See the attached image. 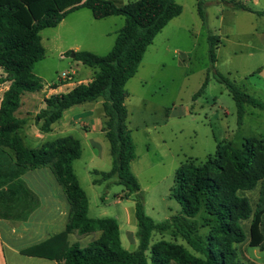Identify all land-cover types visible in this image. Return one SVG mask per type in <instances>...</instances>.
<instances>
[{
  "label": "trees",
  "instance_id": "obj_1",
  "mask_svg": "<svg viewBox=\"0 0 264 264\" xmlns=\"http://www.w3.org/2000/svg\"><path fill=\"white\" fill-rule=\"evenodd\" d=\"M234 10L252 12L241 3L224 1ZM199 13L204 19L202 2ZM89 9L95 19L109 16L125 17L113 50L106 56L91 52H68L86 67L96 70L92 82L81 84L69 93L45 99V108L36 116L41 131L49 133L64 112L78 105L104 99L105 132L110 143L113 167L108 172L93 170L99 178L94 185L109 182L126 189L123 199L134 196L135 218L139 244L131 251L123 246L120 226L113 218L89 217V199L75 173L74 163L82 156V146L73 137L58 138L39 149L25 146L19 135L23 120L18 111L26 93L44 89V81L33 68L46 51L41 33L56 28L71 12ZM183 7L176 0H132L118 4L111 0H0V68L10 82L0 106V202L9 214L27 202L30 193L22 176L32 170L49 168L63 188L70 205L66 231L38 246L22 251V255L56 261L59 264H244L237 246L247 239L252 248L264 251V139L245 138L240 148L231 142L219 143L215 154L204 163L188 160L176 173L170 197L182 206V213L158 223L146 213L141 186L132 171L137 159L136 146L129 128L126 106V86L133 79L155 38L175 18ZM258 14L264 15V12ZM210 57L217 62L220 40L209 37ZM224 84L237 106L238 123L242 124L246 107L264 109L258 101L222 75ZM205 82L200 92L205 90ZM258 189L253 203L246 193ZM19 197L20 203L17 202ZM205 213V225L198 219ZM250 221L249 235L244 222ZM207 227L204 238L200 230ZM175 230L192 251L175 242L160 240L152 244L155 232ZM100 237L81 247H67L68 235Z\"/></svg>",
  "mask_w": 264,
  "mask_h": 264
},
{
  "label": "rangeland",
  "instance_id": "obj_2",
  "mask_svg": "<svg viewBox=\"0 0 264 264\" xmlns=\"http://www.w3.org/2000/svg\"><path fill=\"white\" fill-rule=\"evenodd\" d=\"M199 1L204 19L199 13ZM224 1L244 3L246 0H176L183 7L182 16L155 38L137 75L126 86L129 128L137 154L132 171L141 186L146 213L158 223L182 213L181 204L170 197L182 164L188 160L204 163L208 156L215 154L219 143L231 142L240 148L245 138L260 135L264 138V109L247 106L244 125H239L236 103L217 77L222 75L264 103V15L233 11ZM250 7L264 11L263 2L259 6L251 3ZM87 13L91 15L89 10ZM53 29L41 33L45 42L55 31ZM210 36L222 41L220 50L216 51L215 64L210 57ZM64 57L60 60L56 53L47 54L35 64L34 74L41 75L44 83L46 80L53 82L75 62L68 53ZM206 81L205 90L200 92ZM33 94L36 100L29 104L27 99ZM44 95L43 91L26 93L22 99L26 111L39 108L40 98ZM82 118L88 122L89 117ZM75 136H82V131ZM83 146L75 170L91 201L90 216L116 219L121 226L123 246L134 251L139 244L137 223L127 224L126 228L124 225L127 214L134 217V196L123 199L127 191L120 185L93 184L96 178L92 175L93 170L108 172L113 167L110 143L106 140L104 147L94 150L86 143ZM97 154L100 156L95 157ZM246 196L255 206L258 189ZM205 217V213L198 217L202 225H205ZM243 225L249 235L250 221ZM207 229L200 230L201 238L206 236ZM98 237L99 233L81 237L74 234L69 242L87 247ZM160 240L181 244L192 251L173 229L155 232L152 244ZM237 249L244 264H264V251L250 247L248 239ZM9 261L14 264L11 254ZM21 264L56 262L21 257Z\"/></svg>",
  "mask_w": 264,
  "mask_h": 264
},
{
  "label": "crops",
  "instance_id": "obj_3",
  "mask_svg": "<svg viewBox=\"0 0 264 264\" xmlns=\"http://www.w3.org/2000/svg\"><path fill=\"white\" fill-rule=\"evenodd\" d=\"M111 1L118 4H127L132 0ZM261 2L264 3V0H246L241 4L251 9V13L258 14L262 11H255L250 5L253 3L255 6H259ZM230 9L233 11H243L234 10L233 8ZM87 10L89 9L80 8L71 12L53 29L55 31L46 39L47 42L42 38V44L45 48L46 55L49 53H56L59 59L63 60L65 54L68 52L86 51L99 56H106L113 50L118 34L125 25V17L109 16L103 19H95L92 12L89 10L91 12V15H89ZM181 16L173 19L162 32L174 25ZM162 32L160 34H162ZM221 43L222 41L219 43L218 51L220 50ZM70 57L74 59L72 55ZM80 64L82 63L75 61L70 64V70L63 72L56 80L53 82L45 81V87L42 90L45 92V95L40 98L41 105L35 111H26V103H22V108L18 111L19 118L23 120L19 135L23 139L26 147L39 149L46 143L63 137H73L79 140L82 151L84 143L92 150L104 147V142L108 139L105 132L106 118L103 109L104 99L102 98L95 102L78 105L65 111L62 118L54 124L52 131L49 133L42 132V123L36 121V116L40 113L41 109L45 108V99L55 94L69 93L81 84L87 85L92 82L96 72L87 71L81 67ZM35 75L41 79L43 78L39 74ZM6 76L3 69L0 68V106L5 92L10 87V82L5 81ZM35 100L34 94L27 99L29 104H32ZM101 109H103V111H100ZM94 114H96L97 117ZM83 116L89 117L87 120L88 122L81 120ZM241 125H244V120ZM81 131L82 136H75V134ZM258 138L264 139L261 135ZM99 156V154L95 155V157ZM93 159L94 158H92V160ZM95 177V179L99 178L97 176ZM21 178L25 189L30 193L27 202L18 205L16 211L12 214H9L3 209V203L0 202V204H2L0 205V264H11L9 261V254L12 255L14 264H21V257H26L22 255V251L43 244L52 237L65 232L70 218V205L66 194L49 168H39L28 171ZM78 180L80 182L79 177ZM103 184L109 186V182H104L100 185ZM87 196L89 199V217L92 218L90 216L91 201L88 194ZM17 202H21L19 197ZM134 217L131 213L127 214L124 224L125 228L127 224L131 226L132 222L136 225L137 220L136 218L134 219ZM74 234L78 233L73 232L68 235L67 243L69 246L71 245L69 242L70 236ZM78 236L81 237L86 235L78 234ZM26 258L33 259L32 257ZM56 264L59 263L56 262Z\"/></svg>",
  "mask_w": 264,
  "mask_h": 264
},
{
  "label": "water",
  "instance_id": "obj_4",
  "mask_svg": "<svg viewBox=\"0 0 264 264\" xmlns=\"http://www.w3.org/2000/svg\"><path fill=\"white\" fill-rule=\"evenodd\" d=\"M72 57H75V55H74V54H72Z\"/></svg>",
  "mask_w": 264,
  "mask_h": 264
}]
</instances>
